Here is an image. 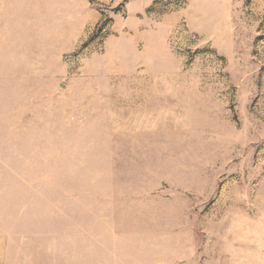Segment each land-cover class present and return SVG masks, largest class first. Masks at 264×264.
<instances>
[{
  "label": "rangeland",
  "instance_id": "1",
  "mask_svg": "<svg viewBox=\"0 0 264 264\" xmlns=\"http://www.w3.org/2000/svg\"><path fill=\"white\" fill-rule=\"evenodd\" d=\"M0 264H264V0H0Z\"/></svg>",
  "mask_w": 264,
  "mask_h": 264
}]
</instances>
